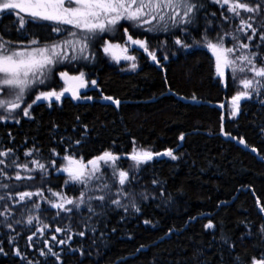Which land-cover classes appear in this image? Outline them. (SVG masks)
<instances>
[{
    "label": "trees",
    "instance_id": "1",
    "mask_svg": "<svg viewBox=\"0 0 264 264\" xmlns=\"http://www.w3.org/2000/svg\"><path fill=\"white\" fill-rule=\"evenodd\" d=\"M193 2L198 11L190 25L146 31L151 26L121 20L98 33L85 61L55 67L53 81L43 87L61 88L58 70L63 68L75 75L83 72L96 83L86 86L79 99L64 94L50 105L41 100L33 104L30 117L18 114L0 121V152L11 149L8 156H0L5 161L0 169L7 174H0V184L9 186L0 187V196H5L0 212L6 208L10 213L0 216V264H253L264 259V88L259 95L242 100L239 114L230 118L227 102L243 87L231 74L223 84L215 56L205 46L208 40L216 43L218 37H223L225 47L250 43V50L259 53L260 66L264 7L253 22L257 35L248 41L237 31L240 17L229 12L222 0ZM252 3L264 5V0ZM253 15L241 10L242 17ZM11 20L12 14L2 13L1 35L24 41L20 31L12 37ZM52 28L30 21L22 33L46 42L55 36ZM129 35L146 40L157 62L145 55L135 70L111 64L104 45L123 43ZM247 35H252L250 30ZM177 38L189 47L177 45ZM240 54L237 51L234 56ZM235 75L252 77L250 72ZM109 96L113 100L104 99ZM114 100H119L118 106ZM241 139L244 144L239 143ZM134 146L155 152L172 150L177 159L153 157L137 168L121 156ZM29 151L32 155H25ZM105 151L119 157L116 171L129 172L131 189L148 197H135L141 211L136 212L132 198L124 197L119 198L128 204L127 211L114 204L101 209L96 200L91 201L95 215L87 211V202L74 213L52 207L61 197L76 200L84 190L80 184L66 183V157L88 162ZM34 159L45 164L46 170L28 172L11 163H27L34 169ZM101 170L115 193L120 186L112 169ZM17 172L25 178L16 180ZM25 191L42 195L18 203V194ZM29 216L38 219L29 225ZM209 222L212 229L206 227ZM44 224L48 228L40 231ZM57 227L62 231L56 232Z\"/></svg>",
    "mask_w": 264,
    "mask_h": 264
},
{
    "label": "snow or ice",
    "instance_id": "2",
    "mask_svg": "<svg viewBox=\"0 0 264 264\" xmlns=\"http://www.w3.org/2000/svg\"><path fill=\"white\" fill-rule=\"evenodd\" d=\"M221 2V0H217ZM223 4L229 5L228 11L233 13L235 16L240 17V25L237 31L244 33L248 41H252L256 37L258 28L254 27L255 17L260 15L262 7L261 3H255L253 5L252 0H222ZM13 10L17 17L14 23H18L19 27L17 31L25 29L26 25L29 24V18L34 23L35 21H47L57 25L52 28L55 33H61L67 31L59 25H70L72 28L79 30L77 32H68L67 39L63 40L62 43H53L48 46L42 47H25L22 50L13 47V41L4 39L3 35H0V109L4 112L11 114L21 107L24 102L25 93L28 92L36 84H44L46 80V70L49 66L56 65L57 63H63L68 59L67 50L72 49L73 52L78 51L81 55L85 53L89 46V42L98 34L108 31L110 28H114L120 23L121 20L132 21L137 24L138 27H144L149 25L151 27L146 28V31H154L157 29L169 30V25L177 27L179 25H190L194 23L195 16L194 12L198 11L197 3L193 0H0V13L8 12L12 13ZM241 10L247 13H253L255 15L242 17ZM24 13L27 15H21ZM2 19V16H0ZM260 28L264 29V24L260 25ZM184 30V29H182ZM251 31L252 35L248 36L247 32ZM127 29L125 33L127 34ZM205 39L207 37L205 36ZM233 39H239L233 36ZM259 39L264 41V31H260ZM128 41L131 44L138 45L143 48L144 51L148 52L147 41L140 39H133L131 35L128 36ZM177 45L183 47H189L184 44L179 38L176 39ZM39 40L31 39L29 45H38ZM77 45L79 46L77 48ZM210 49L216 59V73L219 77L225 78V69L231 68L232 73L236 72H250L252 73L251 78H242L240 84L243 87L242 91H239L236 95L231 98V116L235 117L241 110V101L245 99H251L253 93L259 95L261 89L264 88V59H260V66H257V60L259 53L257 51H251L253 47L250 43L241 42L235 47H225L223 37H218L217 42L213 43L211 40L205 45ZM114 47L119 45H112L106 43L104 47L105 53L110 52ZM259 48V45L255 46ZM249 50V51H245ZM124 51H127L125 48ZM239 51V56H234V53ZM149 55L155 61L157 57L154 52H149ZM73 56L72 59H76ZM87 59V56H83ZM167 57H165L166 59ZM119 59V57H117ZM123 59L135 60L134 56H124ZM133 69L136 68V64L131 65ZM84 73L81 72L79 76L69 77L67 72H61L60 76L62 79H71L78 82L77 89H65V91L71 90L74 99H79L78 88L86 86L84 81ZM233 79L235 76L233 75ZM93 85L96 81L91 82ZM64 95V92L42 91L35 96L31 104L23 109V114L30 117V109L33 104L43 100L48 101L49 105L54 98L59 101ZM91 99V97H88ZM105 100H113L112 97H104ZM195 99V97H193ZM117 106L119 100L113 101ZM223 107V105H221ZM8 117L0 115V121L7 120ZM19 121H17L18 123ZM181 140L184 136L181 135ZM80 143V141H77ZM239 143L244 144L243 139ZM54 151V150H53ZM255 151V149H253ZM11 149L8 151L0 152V156H8ZM25 155L31 156L32 152H26ZM155 155H161V153H155ZM162 155H166L171 159L175 160L177 157L173 154L172 150H168ZM154 153L148 150L134 151L131 155V160L135 162L138 168L141 164L147 163L153 159ZM69 164L63 169L67 172L69 181L72 183L80 184L84 187L81 191L80 196L74 200L68 197H61L58 203H53L52 207L57 208L63 212L74 213L75 209H79L86 202L88 203L87 211L92 214H96L91 201L96 200L101 203L98 205L101 209L109 204H114L119 207H123L125 211L128 210V204L122 203L119 197H124L125 200L132 198V206L136 212H140L141 209L135 206V197L141 196L144 200L148 197L144 193H135L131 189V183L129 181L128 171H116L115 162L119 159L118 156L113 155L111 152L105 151L102 155L89 160L87 164L83 162H77L72 160L70 157H66ZM11 163L22 169L23 171H34L40 170L45 171V164L40 163L38 159H34L31 163L35 165V168H29L27 163L16 164L15 160ZM53 165L55 161L52 162ZM101 163L104 165L112 166V176L118 179L119 188L116 189L115 193L112 191L110 184L104 180V174L101 170ZM5 161L0 159V165H4ZM0 174L7 175L0 169ZM22 177L19 172L16 173L15 179L21 180ZM32 179L31 176L26 177ZM135 179V176L132 177ZM156 183V181H153ZM127 185V186H126ZM0 187L7 188V184H0ZM100 192V195H95V192ZM91 193V194H90ZM34 195H42L41 192H20L18 194V203L25 202L26 198L31 199ZM60 195V194H56ZM5 196H0V201L4 200ZM72 205L73 207H67ZM33 207L39 208L38 203H33ZM264 211V208H261ZM59 214V213H58ZM10 215L8 210L5 208L3 212H0V216ZM70 218V217H69ZM38 217L29 216L27 223L33 224L34 220ZM19 223V221H17ZM144 223L148 224L150 221L145 220ZM11 228L12 225L8 224ZM207 228L212 229L214 225L209 222L206 225ZM48 228L47 224H44L40 231ZM64 231H69V228H64ZM264 230V229H262ZM56 232H61L62 229L57 227ZM79 235H84L80 232ZM31 239V237H29ZM56 239L55 236L52 237ZM59 243L63 244L65 241L61 240ZM52 249L49 248V252ZM18 256L21 255L19 251L16 253ZM41 255H44L41 252ZM53 255H57L53 253ZM31 264V262H29ZM253 264H264V259L260 261H254Z\"/></svg>",
    "mask_w": 264,
    "mask_h": 264
},
{
    "label": "rangeland",
    "instance_id": "3",
    "mask_svg": "<svg viewBox=\"0 0 264 264\" xmlns=\"http://www.w3.org/2000/svg\"><path fill=\"white\" fill-rule=\"evenodd\" d=\"M22 14V13H21ZM24 14V13H23ZM22 14V15H23ZM26 16V15H25ZM56 27V26H55ZM59 27H61V28H64V29H66L67 31H65V32H61V33H55L54 32V34H55V36H54V38H53V40H51V41H46V42H42V41H39V44L38 45H29V41L31 40H27L26 42H23V43H19V42H16V43H13V47H15V48H17V49H23V48H25V47H42V46H48V45H51V44H53V43H62V41L63 40H65V39H67V38H69L68 37V32H72V31H75V32H77L78 33V35H82V33H79V30H77V29H74V28H72V26H70V25H61V26H59ZM96 41H97V39H95V38H93L90 42H89V46H88V48H87V50L85 51V53L83 54V55H81L78 51H76V52H73L72 51V49L71 48H69L68 50H67V56H68V59L67 60H65L63 63H57L56 65H53V66H49V69H47L46 70V80H45V83L44 84H36V85H34L28 92H26L25 93V96H24V102L21 104V107L19 108V109H17L16 111H14V112H12L11 114H9V113H7V112H4L2 109H0V115H3V116H6V117H9V116H11V117H14V116H18V114H22V115H24L23 114V109L25 108V107H27V105L28 104H31L32 103V101L34 100V98H35V96L36 95H38L39 94V92H42V91H52V90H54V88H47V89H45V88H43V87H45V86H47L49 83H51L52 81H53V71H54V69H55V67H58V66H62V65H65V64H68V63H70V64H72V63H77V62H80V61H82L84 58H83V56H87V57H89L90 55V52H91V48H92V46H94V44L96 43ZM79 46L77 45V48H78ZM106 55L109 57V60H110V62H111V64H113V65H116L117 67H119V68H121V69H123V70H135L136 68H138V66H139V63H140V61H139V59H138V56H134L135 57V60H127V59H123V57L121 56V54L120 53H116V52H114L113 50H111L110 52H108V53H106ZM73 56H76L77 58L76 59H72V57ZM117 57H119V59H117ZM86 60V59H85ZM85 60H83V61H85ZM154 62H157V60H155ZM133 63H135L136 64V68L135 69H133L132 67H131V65L133 64ZM59 71V74H58V77L61 79V84H62V87L61 88H59L58 90H56L57 92H64V94H68V95H70V96H72L73 97V93H72V91L71 90H69V91H65V89H77V87L76 88H73L72 87V84H71V82L70 81H67L66 82V80L65 79H62L61 78V76H60V73L61 72H68L66 69H61V70H58ZM68 73H70V72H68ZM70 74H72V75H75L74 73H70ZM79 74L80 73H77L75 76H79ZM229 74H231V76L233 77V75L235 76V80H236V82L239 84V85H241L240 84V80L242 79V78H237L236 77V75L235 74H233L232 73V70H231V68H227L226 69V76H225V78H221V80H224V84L226 85L227 84V81H228V78H229ZM84 81L86 82V86H88L89 84H92L91 82L93 81V80H89L88 78H87V76L86 75H84ZM242 86V85H241ZM43 88V89H42ZM243 89L242 88H239L237 91H235L234 92V94L231 96V97H233L234 95H236L239 91H242ZM78 92H79V88H78ZM31 96V99H26V97H30ZM33 96V97H32ZM79 96L81 97V93L79 92ZM230 97V98H231ZM0 98H3L2 96H0ZM52 100H55V99H52ZM230 102H231V100H228V102H227V105H228V107H229V109H230V111H229V117L230 118H234V117H232L231 116V106H230ZM51 104V103H50ZM236 117V116H235ZM140 150H148V151H151V152H153L154 153V156L153 157H160V156H164V157H168V156H166V155H162L163 153H165L166 151H162V152H155V151H153L152 149H149V148H145V147H140V146H134L132 149H131V151L130 152H128V153H124V154H122L121 156L122 157H128L130 160H131V155L134 153V151H140ZM155 153H161V155H155ZM176 157H177V155H176V153H173ZM170 158V157H169ZM134 162V161H133ZM84 164H87V162H83ZM105 166H107L108 168H110V169H112V166H110V165H104L103 163H101V168H103V167H105ZM115 167H116V162H115V165H114ZM120 171V170H119Z\"/></svg>",
    "mask_w": 264,
    "mask_h": 264
},
{
    "label": "flooded vegetation",
    "instance_id": "4",
    "mask_svg": "<svg viewBox=\"0 0 264 264\" xmlns=\"http://www.w3.org/2000/svg\"><path fill=\"white\" fill-rule=\"evenodd\" d=\"M15 12H18V10H13L12 13H11L13 15V20H11L12 21L11 26H13V29L11 30L12 37L13 36L15 37L16 32H18L17 29L19 27L18 23H14V21H16L15 18H17L16 15H15ZM23 15H26V14H23ZM0 16H2V13H0ZM26 18H27V15H26ZM30 21L31 20L29 18V22ZM35 22L36 23L44 22V23H47V24H49V25H51L53 27L57 26V25L53 24L52 22H47V21H35ZM59 26H61V25H59ZM14 27H16V30H15ZM20 33H21V36L24 38L23 39L24 41H16V40H13L14 43H16V42L23 43V42H26L27 40L33 39L30 36H28L27 33H22V29L20 30ZM0 35H1V31H0ZM107 43H111L112 45H119V47H114L112 50L114 52H116L117 54L120 53L122 57H124V56H135V57L138 56L139 61H140V59L142 57L144 58L145 55L151 57L149 54H147L146 51H144L143 48H140L138 45L131 44L128 41V39H127V41H125L123 43H118L117 41L116 42H114V41L113 42L112 41H107ZM105 46H106V44L104 45V47ZM104 47H103V49H104ZM125 48L127 49V51H124ZM151 61L154 62V60L152 59V57H151ZM54 101L55 100H52L51 103H53ZM45 102L46 103H49L48 101H45Z\"/></svg>",
    "mask_w": 264,
    "mask_h": 264
},
{
    "label": "water",
    "instance_id": "5",
    "mask_svg": "<svg viewBox=\"0 0 264 264\" xmlns=\"http://www.w3.org/2000/svg\"><path fill=\"white\" fill-rule=\"evenodd\" d=\"M147 54H149V52H147ZM68 73V72H67ZM68 76L69 77H74L75 75H72V74H70V73H68ZM225 76H226V69H225ZM67 81H70L71 82V84H72V87L73 88H76L77 87V85H78V82L77 81H74V80H71V79H69V80H67ZM222 82H224V80H222ZM85 84H86V82H85ZM224 84V83H223ZM225 85V84H224ZM85 88H86V86L85 87H83V88H79V91L81 92V91H83V90H85ZM62 98V97H61ZM232 98V97H231ZM231 98H230V100H231ZM54 99V98H53ZM243 146V145H242ZM244 148H246L245 146H243ZM255 153H257V151H255Z\"/></svg>",
    "mask_w": 264,
    "mask_h": 264
}]
</instances>
